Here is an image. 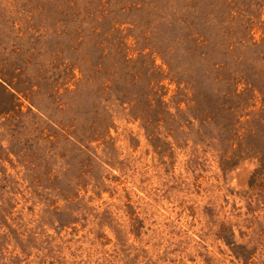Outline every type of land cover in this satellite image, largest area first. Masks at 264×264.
<instances>
[{"label": "rangeland", "instance_id": "374dc122", "mask_svg": "<svg viewBox=\"0 0 264 264\" xmlns=\"http://www.w3.org/2000/svg\"><path fill=\"white\" fill-rule=\"evenodd\" d=\"M0 264H264V0H0Z\"/></svg>", "mask_w": 264, "mask_h": 264}]
</instances>
